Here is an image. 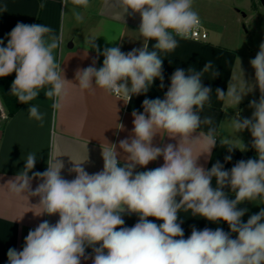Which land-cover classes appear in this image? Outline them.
I'll return each mask as SVG.
<instances>
[{"label": "clouds", "instance_id": "9594fccd", "mask_svg": "<svg viewBox=\"0 0 264 264\" xmlns=\"http://www.w3.org/2000/svg\"><path fill=\"white\" fill-rule=\"evenodd\" d=\"M72 3L84 9L90 6V0ZM116 3L124 13L129 9L139 13L143 46L127 53L119 47L100 52L95 39L91 40V47L104 57L103 65L97 69L93 60L87 68L77 69L75 78L80 89L99 87L127 104L134 95L147 93L156 79L163 81L160 53L174 51L177 37L189 38L193 29L199 27L200 17L192 7L193 0ZM40 6L44 7L43 3ZM72 15L77 22H83L82 12L73 9ZM52 33L43 24L18 22L8 34L6 46L0 39V77L15 72L10 94L18 102L29 104L46 89L44 95L53 100V109L60 110L69 81L53 54L62 38ZM150 40L156 41L151 50ZM250 63L261 97L259 102H250L249 106L255 109L251 119H240L237 112L228 122L235 135L245 129L251 132L258 159L240 160L230 170H224L220 162L210 170L198 165L200 155H210L218 138L215 127L193 138L202 124H213L211 117L200 115L206 103L210 106L212 93L210 87L202 84V77L210 72L215 78L220 73L212 61L201 71L178 68L163 99H145L143 112L133 111V135L119 142L126 154L123 163L118 159L116 145H109L108 150L102 151V171L89 174L82 163H74L70 171L76 176L69 181L61 176L64 165L57 159L49 161L44 172L29 176L36 155H28L24 170L8 182L10 191L39 197L37 206L42 211L36 215L59 214V220L55 224L45 220L30 230L21 251L8 250V264H81L82 259L90 258L93 264H264V208L245 223L241 218L247 209L237 207L245 201L264 199V44ZM251 90L244 80L241 85L231 80L227 92L217 88L216 95L237 106ZM28 113L29 119L43 123L44 114L37 106H30ZM119 126L122 130L123 125ZM161 133L178 139V144L153 146L154 137ZM193 139H202L205 151L200 155H194ZM234 144L231 138H220V145L226 146L229 153L237 148ZM239 149L245 150L244 146ZM161 156V167L135 171L137 166H147ZM231 159L228 155L225 162ZM36 178L42 182L33 190L32 180ZM225 187L235 193V198H229ZM181 210H190L193 216L213 223L226 222L230 232L193 227L185 239L182 221H178ZM132 213L138 214V222L132 227L124 226L123 215ZM149 217L162 223L158 225ZM232 233L237 234L235 238ZM87 248L92 249V256L86 255Z\"/></svg>", "mask_w": 264, "mask_h": 264}, {"label": "crops", "instance_id": "0c3cea01", "mask_svg": "<svg viewBox=\"0 0 264 264\" xmlns=\"http://www.w3.org/2000/svg\"><path fill=\"white\" fill-rule=\"evenodd\" d=\"M43 3L44 7L40 5ZM204 9H216L205 0ZM206 6V7H205ZM193 9L199 14L202 22L210 32L206 42H195L186 39H178V47L172 52H161L163 60V81L156 79L147 93L134 95L130 102L125 104L123 100L105 92L99 87L90 90H82L76 80L77 69L87 68L96 61L95 67L99 69L103 65V55H99L96 48L91 47V40L98 46L100 52L106 48L119 47L127 53L143 46L144 40L139 33L141 17L139 13H133L131 9L124 13L116 0H90L87 9L74 5L72 0H0V39L7 45L8 34L16 24H43L53 30L54 35L62 38L60 47L53 50L56 60L64 70L67 95L60 110H54L53 100L46 98L42 89L38 97L29 104H24L17 113L8 117L4 105L0 99V264H8L7 252L10 248L21 251L25 244V238L30 230H35L38 225L47 220L55 224L59 220V214L36 215L42 211L38 207L39 197L16 195L10 191L9 181L24 170L25 162L29 154L36 155L35 167L29 172H44L48 162L55 159L63 163L61 176L69 181L76 174L70 171L75 164H81L89 174L103 170L104 161L102 151L108 150L109 145H116L120 153L118 159L121 163L125 153L119 148V142L130 139L133 135V111L143 112L145 99H163L171 84L172 74L179 68L187 72L189 68L201 71L208 61H212L215 69L220 73L213 78L211 73H205L202 84L212 90L210 106L205 104L200 112L201 118L211 117L212 125L202 124L193 138L206 133L210 127L217 130V142L211 154H201L205 151L202 139H193L192 147L194 155H200L198 165L210 170L220 162L224 170H230L238 161L244 160L249 149L258 157L256 149L252 147L253 137L248 129L235 133L228 120L236 117L252 118L254 108L250 107L251 101L259 102L261 90L256 82L255 69L250 61L257 55L252 50H245L231 42L230 35L221 34L218 30L217 19L209 16L203 17V12L198 10L193 3ZM6 8V11H5ZM82 12L83 22H77L72 15V10ZM214 14V13H213ZM234 39V38H233ZM156 43L148 42L149 50ZM15 79V72L6 76ZM241 85L243 80L246 87H251L241 102L236 106L226 100L217 98L216 89H222L225 93L228 84ZM163 83V87H161ZM32 105L38 107L44 114L43 123L29 119L28 108ZM119 125H123L121 130ZM166 133L158 134L153 139V146L164 147L171 143L178 144V139L170 138ZM228 137L235 141L234 149L229 153L226 146L220 145V138ZM241 142H240V141ZM245 148L240 150L239 148ZM231 155L232 159L225 162V157ZM163 157L149 162L147 166H137V172L148 171L161 167ZM42 181L39 178L32 180L34 190ZM212 186H216L213 178ZM229 198H235V193L229 187L223 189ZM179 199V198H178ZM238 209H247L241 218L247 222L251 215L259 213L264 208V199L245 201L239 204ZM126 227L134 226L138 220V214H124ZM149 220L162 223L154 217ZM178 221H182L184 238L191 235L192 228L203 230L210 228L223 229L230 232L226 222H210L202 217L193 216L191 211L181 210L178 213ZM237 234L232 233V238ZM86 255L92 256V249H86ZM81 264H93L92 259L83 260Z\"/></svg>", "mask_w": 264, "mask_h": 264}, {"label": "rangeland", "instance_id": "374dc122", "mask_svg": "<svg viewBox=\"0 0 264 264\" xmlns=\"http://www.w3.org/2000/svg\"><path fill=\"white\" fill-rule=\"evenodd\" d=\"M204 2L205 0H193L198 10L203 12V17L210 15L217 19V28L221 34H229L231 42L242 49L252 50L256 54L259 52L260 45L264 44L262 0H210V4L216 7L210 11L204 9Z\"/></svg>", "mask_w": 264, "mask_h": 264}, {"label": "trees", "instance_id": "16d2710c", "mask_svg": "<svg viewBox=\"0 0 264 264\" xmlns=\"http://www.w3.org/2000/svg\"><path fill=\"white\" fill-rule=\"evenodd\" d=\"M14 79L9 77H0V99L4 105L7 116H14L17 111L22 107V103L18 102L17 98L10 94L11 85ZM248 159H258L250 148L246 154L245 161Z\"/></svg>", "mask_w": 264, "mask_h": 264}, {"label": "built area", "instance_id": "2783aa9c", "mask_svg": "<svg viewBox=\"0 0 264 264\" xmlns=\"http://www.w3.org/2000/svg\"><path fill=\"white\" fill-rule=\"evenodd\" d=\"M209 38V31L205 27L204 23L200 18V25L198 28L193 29L191 35L186 40H191L195 42H206Z\"/></svg>", "mask_w": 264, "mask_h": 264}, {"label": "water", "instance_id": "95a60500", "mask_svg": "<svg viewBox=\"0 0 264 264\" xmlns=\"http://www.w3.org/2000/svg\"><path fill=\"white\" fill-rule=\"evenodd\" d=\"M263 4H264V0H262Z\"/></svg>", "mask_w": 264, "mask_h": 264}]
</instances>
